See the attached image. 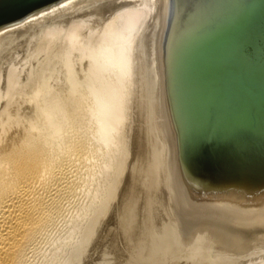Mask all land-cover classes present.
Masks as SVG:
<instances>
[{
    "label": "water",
    "instance_id": "95a60500",
    "mask_svg": "<svg viewBox=\"0 0 264 264\" xmlns=\"http://www.w3.org/2000/svg\"><path fill=\"white\" fill-rule=\"evenodd\" d=\"M126 41L130 144L89 249L112 264L264 262V0H0V90L60 28Z\"/></svg>",
    "mask_w": 264,
    "mask_h": 264
},
{
    "label": "bare ground",
    "instance_id": "6f19581e",
    "mask_svg": "<svg viewBox=\"0 0 264 264\" xmlns=\"http://www.w3.org/2000/svg\"><path fill=\"white\" fill-rule=\"evenodd\" d=\"M140 25L136 17L124 12L114 13L96 30L68 24L55 32L0 90V264H26L29 254L36 251L55 215L61 211L62 203L71 193L78 191L75 189L80 174L76 176L73 170L82 166L85 158L95 152V147L92 146L94 142L91 144L88 139L84 141L82 137L76 138L74 133L73 137L64 138L65 134L74 130L71 129L73 125L69 126L72 121L68 119V123L62 115L65 107L72 103L76 104L74 107L85 110L89 118L94 120L95 128L92 133H95L96 138L103 135L106 137V148L109 146L121 149L122 158L113 177L114 181L107 190L104 207L89 231V242L80 248V258L77 257L69 264H88L85 259L89 262L93 259L94 262L97 258L101 260L104 255L103 249L89 248L124 181L130 148L126 41ZM72 58L79 59L78 62L81 63H89H86L88 69L84 72L85 75L77 80L72 73L75 66L70 62ZM61 59L64 62L61 65L62 73L66 74L67 79L66 87L64 85L66 96L57 97L63 90L59 92L61 86L54 84L58 87V92L55 89L56 97L50 98V106L46 107L50 99L45 103V98L48 97H45V89L52 91L54 87L49 84L48 88L45 87L52 82L47 81L51 78H47L49 72H43V64L50 67ZM59 69H56L57 72ZM84 83L88 92L81 91ZM48 90L46 94L50 96L55 93L50 94ZM87 101L88 107L84 108ZM73 112L68 113L72 116ZM78 112L80 116L82 111ZM109 169L110 165L105 168V172L110 171ZM93 173L95 174V170L92 176Z\"/></svg>",
    "mask_w": 264,
    "mask_h": 264
},
{
    "label": "rangeland",
    "instance_id": "374dc122",
    "mask_svg": "<svg viewBox=\"0 0 264 264\" xmlns=\"http://www.w3.org/2000/svg\"><path fill=\"white\" fill-rule=\"evenodd\" d=\"M76 58H74V60L76 62H78L79 59H76ZM72 60H73V58L70 60V62L73 63V65H75V66H73L74 71L72 72V73H74V75L72 73L71 74L74 77H76L75 80H77V78L80 79L85 75L84 72L86 71V69H88L87 64H89V63L87 61H83L84 63L78 62L79 63L78 64V63L74 62V60L73 61ZM43 63H44V61H43ZM74 63H76V64H74ZM63 64H64V62L62 61V59L60 61L55 62L52 66H50L51 68L49 66H45L46 63L43 64V68H44L43 72L44 73L49 72V76L47 78L48 79L51 78V80L53 78L54 79L57 78L55 80L53 79V81L47 80L48 82H52L51 84L47 83V85L48 84L51 85V87H54V89H51L52 91L45 89V97H46V95L48 96L45 98V103H47L46 101L49 100L50 98L55 99L56 94L58 92V87H56V85H58L59 87L61 86L59 88L60 89L59 92L63 90L62 92L65 93L64 90L66 87L65 83H67L66 82L67 79H65L66 74L62 73V68H61L62 66L61 65H63ZM54 65H55L56 69L60 68L58 70L60 75L56 74L57 70L54 68ZM81 65H82V67H81ZM45 68H47L46 70H49V71H46ZM53 68H54V70H53ZM76 68L78 71L76 70ZM55 70H56V72L50 73V71H55ZM63 72H64V69H63ZM51 74L57 75L58 77H56V76L53 77ZM72 75H71V78H74ZM57 80L59 82H56ZM60 83L62 85H59ZM52 84H53V86H52ZM54 84H56V85L54 86ZM49 85L48 86L45 85V87L48 88ZM64 85H65V87H64ZM86 86L87 85L85 83L82 84V88H81L82 90L81 91L88 92ZM55 89H57V92L55 91ZM46 90H48V92L50 94H52L53 92H55V93H53L51 95L52 96L51 97L50 95L46 94ZM60 93H58L59 95L57 94V97L61 96L60 98H62L63 96H66V93L65 94H63V93L60 94ZM73 96L76 98L75 95H73ZM73 96H72V98H74ZM52 99H50L48 101V104L46 105V107L50 106V101H52ZM88 104H89V101H87V103H85V105H83L84 108H87ZM72 105H70V106H71V108L73 107L72 108L73 110L71 108H69L70 107L69 105H67V107H65L66 109L62 112V113H64V114H62L64 116L63 119L66 121H68V119L70 121H72V122H70L71 124L69 126L73 125V126H71L72 130L74 128V130L71 133H68L67 135L65 134L64 138L66 136H67L66 138H68V137L71 138V136L73 137L75 134L76 136H74V137H76V138H78L77 136H79V138L82 137L81 139L84 141L88 139L91 144H92V142H94L92 144V146L94 145V147L96 149L93 148V151H95V152H93L92 154L89 155V156H91V158L89 156H87L85 158L84 162L83 163L81 162L82 166L80 165L78 167L79 169L77 167H75V169L73 170L74 173L76 172V176H78L80 174L79 175L80 178L78 177L79 182L77 183L76 189H75L78 191H74V193H71L69 195V197L66 198L65 201L62 203V206L60 208L61 211H59L55 215V219L51 223V227L49 228V230H47V232L44 235L46 237L43 236L44 238L42 237V240L40 239L41 241H40L39 245L37 246L36 251L32 252L34 254H32V253L29 254V258H28L26 264H69V263H72V260L75 261L77 259V257H78V259L80 258V256H79L81 253L80 248H83L89 242V238H88V236L90 237L89 231L94 226L95 219L97 218V216L100 214L101 210L104 207L105 198L108 195L107 190H108L109 186L112 184V182L114 181L113 177L117 171L116 169L119 165V161L122 158V156L120 157L121 149H119V148L116 149L114 147H109V146H108V148H106V144H105L106 143L105 142L106 137L103 135L101 137L96 138L95 133H92L94 128H95V125H93V124H95V122L92 118H89L88 113L85 112V110L83 111L82 108L78 109V107L77 108L74 107V105L76 106V104L72 103ZM69 110H72V111H69ZM77 110L82 111V112H80V116H78L79 112ZM73 111L74 112L76 111V112L74 113ZM68 112L69 113L71 112V114L73 112L74 115L71 116ZM65 116H67V117H65ZM73 116L75 117V119ZM39 120H41V119H39ZM68 123H69V121H68ZM83 130L85 132H83ZM72 133H74V134H72ZM90 133H91V135H90ZM92 134L94 136H92ZM81 135H83V136H81ZM87 136H89V137H87ZM100 147H103L105 150L103 148H100ZM96 152H98V153H96ZM94 153H95V156H94ZM101 153H103V154H101ZM85 161H89V162H85ZM88 163H90V165ZM108 165H110V169H109L110 171L105 172V168L108 167ZM94 170H95V174L93 173L94 174L93 175L94 177H93L92 172H94ZM92 177H93V180L91 182L90 180ZM78 185H80V186H78ZM77 186L79 189L77 188ZM97 190H99V191L97 192ZM103 252H105L103 256H106V257L102 256L104 258V259H102V257H101L102 261L100 260V258H97V260L94 262H93V259L90 262H89V260L87 261V259H85V262H87L88 264H95V263L103 264L106 261L105 264L106 263L110 264L111 260H110V257L108 256L106 249H103ZM100 262H103V263H100ZM111 264H112V262H111ZM261 264H264V262Z\"/></svg>",
    "mask_w": 264,
    "mask_h": 264
}]
</instances>
